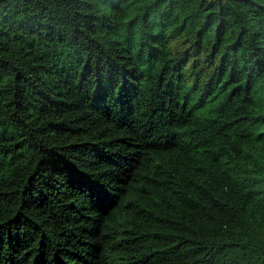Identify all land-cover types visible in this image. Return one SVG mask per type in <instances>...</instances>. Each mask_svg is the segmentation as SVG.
I'll use <instances>...</instances> for the list:
<instances>
[{
    "label": "trees",
    "instance_id": "trees-1",
    "mask_svg": "<svg viewBox=\"0 0 264 264\" xmlns=\"http://www.w3.org/2000/svg\"><path fill=\"white\" fill-rule=\"evenodd\" d=\"M0 264H264V0H0Z\"/></svg>",
    "mask_w": 264,
    "mask_h": 264
}]
</instances>
